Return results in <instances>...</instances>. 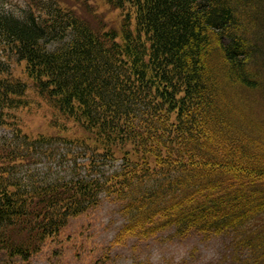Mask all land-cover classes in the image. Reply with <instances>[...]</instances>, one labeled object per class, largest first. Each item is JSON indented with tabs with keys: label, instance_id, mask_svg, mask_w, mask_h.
<instances>
[{
	"label": "trees",
	"instance_id": "16d2710c",
	"mask_svg": "<svg viewBox=\"0 0 264 264\" xmlns=\"http://www.w3.org/2000/svg\"><path fill=\"white\" fill-rule=\"evenodd\" d=\"M106 3L118 27L0 0V264L30 261L104 199L126 219L119 239L231 236L239 264H264V0ZM30 88L59 133L22 130Z\"/></svg>",
	"mask_w": 264,
	"mask_h": 264
},
{
	"label": "rangeland",
	"instance_id": "374dc122",
	"mask_svg": "<svg viewBox=\"0 0 264 264\" xmlns=\"http://www.w3.org/2000/svg\"><path fill=\"white\" fill-rule=\"evenodd\" d=\"M37 0H3L7 11L24 16L26 10ZM62 5L78 7L82 16L95 28L119 26L120 11L112 9L106 0H58ZM3 54L0 45V55ZM14 73L27 79L25 64L12 62ZM13 114V113H12ZM15 119L27 134L59 133L53 125L61 116L37 93L27 91L26 106L14 111ZM69 131L80 133L71 122L66 123ZM4 129L0 128V136ZM71 149H61L63 152ZM78 150V149H77ZM77 150H74L76 153ZM66 156L64 161L71 160ZM83 161L84 160H79ZM51 164V163H50ZM74 164H70V167ZM40 171L49 165L39 163ZM81 169H84L82 167ZM62 172L63 168L58 169ZM79 171V170H78ZM126 219L117 203L104 199L100 206L70 220L68 226L54 240H49L44 249L23 264H239L238 251L233 249L232 237L206 239L185 238L165 230L150 238L129 237L119 239L120 230Z\"/></svg>",
	"mask_w": 264,
	"mask_h": 264
}]
</instances>
